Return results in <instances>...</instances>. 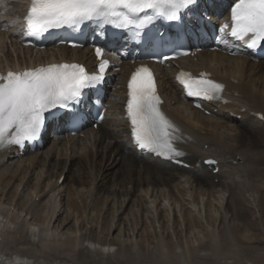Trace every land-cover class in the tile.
I'll list each match as a JSON object with an SVG mask.
<instances>
[{"label": "bare ground", "instance_id": "bare-ground-1", "mask_svg": "<svg viewBox=\"0 0 264 264\" xmlns=\"http://www.w3.org/2000/svg\"><path fill=\"white\" fill-rule=\"evenodd\" d=\"M196 60L184 61L194 70L211 71L225 84L227 100L206 106L217 108L218 115H201L181 100L173 78L175 70L158 67L159 79L169 86L163 90L164 107L179 129L178 159L189 167L140 155L132 146L126 124L117 115V104L112 107L115 114L98 130L87 131L85 139H60L52 147L28 153L22 159L11 160L8 151L0 149V260L4 256L9 262L21 259V264H264V119L258 116L264 115V64L219 51H204ZM185 110H189L188 115ZM7 157L10 163L5 162ZM208 161H214L218 170L211 169ZM96 166L97 175L91 174L84 186L85 171L89 175ZM67 170L73 171V176L59 185L58 179ZM108 175H112L108 179L111 185L105 180ZM24 181V193H18L17 198V189ZM15 182L19 184L11 190L9 185ZM184 183L189 185L194 202L201 196L222 195L221 212H212L210 201L203 208L206 222L215 232L201 234L196 230L201 227L199 219L181 206L182 219L174 214V226L185 227L187 238L174 243L165 232L166 211L157 201L155 210L164 230L160 241L141 239L133 245L102 237L94 229V216L90 228L81 225L83 209H90L92 213L97 211L98 224L109 234L130 233V226L134 232L141 225L138 233L144 236L152 218L143 205L145 195L154 197L166 190L179 202V195L187 192L179 189ZM61 189L66 206L75 213L73 235L58 240L49 226L59 204L48 201V215L39 229L34 218L44 210H39L42 202L34 199L49 192L56 195ZM83 191L87 197L81 207L76 197L85 195Z\"/></svg>", "mask_w": 264, "mask_h": 264}, {"label": "snow or ice", "instance_id": "snow-or-ice-1", "mask_svg": "<svg viewBox=\"0 0 264 264\" xmlns=\"http://www.w3.org/2000/svg\"><path fill=\"white\" fill-rule=\"evenodd\" d=\"M197 0H31L24 17V33L38 37L54 29L79 28L85 22L114 25L120 29H140L157 18L179 21ZM4 0H0V4ZM148 10H151L149 14ZM143 13V15H141ZM243 41L249 48L264 42V0H238L230 11V21L219 29ZM102 57L104 49H95ZM107 59H101L95 72L79 64H51L22 72L0 74V147L22 145L34 140L45 124V113L56 108L68 109L85 90L104 80ZM187 95L216 99L223 85L208 79L192 80L181 73ZM127 117L131 135L138 148L172 159L180 155L172 143L177 126L161 111L152 72L141 66L128 82ZM207 163L212 164L213 161Z\"/></svg>", "mask_w": 264, "mask_h": 264}, {"label": "rangeland", "instance_id": "rangeland-1", "mask_svg": "<svg viewBox=\"0 0 264 264\" xmlns=\"http://www.w3.org/2000/svg\"><path fill=\"white\" fill-rule=\"evenodd\" d=\"M2 26H3V23H2ZM2 33L5 34L6 37L3 36L2 42L0 44V66L7 65V64L8 65H14L13 63L17 64V62H19V61H25V60L29 59V57H27V56L23 57L22 54H20L19 45L13 39L8 38L9 36L7 35V32H4L2 30ZM0 41H1V37H0ZM43 56H44L43 54H35V55L31 56L32 57L31 59H40V58H43ZM48 148L49 147H47L46 149H48ZM213 149L214 148H212V150ZM42 163H45V161L42 162ZM47 164H48V161L46 162V168H47ZM68 170L66 171L67 172V175L65 176V180L66 179H69V178H71L73 176V174H72L73 171L68 172ZM98 170H99L98 166L93 167V171L92 172H89V175H88V170L85 171L84 176H83L84 177V182H85V185L84 186H86L88 184V182L90 181V178L91 177H89V176H92L91 174H93V176L97 175V174H94V173H98L97 172ZM102 172L103 171L100 172L101 175H102ZM22 176L23 175L20 176V179H22ZM44 176H45V174H43V178H44ZM111 177H112V175H108L107 178L105 179V180H107L106 181L107 182V185H111V181L108 182V179H110ZM65 180H64V182H65ZM25 181L17 189V190H19L17 192V198L19 197V195L22 196L23 195L22 193H24L23 192L24 191L23 190V188H24L23 184L25 183ZM215 181H216V183L218 182L217 179ZM16 183H17V185L19 184L18 182H15V183H11L9 185V187L11 188V190L13 188H16V186H17ZM179 189L180 190H183V191H187L183 196L179 195V198L181 197L180 198V201L182 203L180 201L179 202H176V201L172 200L168 196V193H166L167 192L166 190H163L162 191L163 193L162 192L159 193L160 195L159 194H154V197H150L149 195H145L144 194L145 197L143 198V201H145V202L143 203V205H144V207L146 209H148L149 216L152 217L151 220L148 221L149 222L148 223L149 227H148L147 231L145 232V235L144 236H142L141 233H138V231H140V232L142 231V228L140 227L141 225L139 226L138 229H135L134 228L135 229V231H134L135 233L133 232V227H131L129 225L130 226L129 229L131 230L130 233L127 231L126 233L122 232L120 234L118 232H115L114 233L112 231L109 234L108 231L102 230V227L100 226V224H98L99 219H98L97 211H94L92 213V211H90V209H87V210L83 209V211H84L83 212V218H82L83 222H82L81 225L82 226L83 225H85V226L87 225L86 227L87 228H90L91 227L90 226V222L92 221L91 218H92V216H94V219L96 220L95 221V224H93V226L95 227L94 229L102 237H107L108 239H115V240L121 241V242L131 243L133 245H135L136 242L138 240H141V239L142 240H146V241H151L152 239H157L158 241H160V239L162 240V238H163V235L162 234H163L164 230H163V228H161L162 226L160 225V222L158 220V216H157L156 210H155L156 201H157L158 202L157 204H160L162 206L163 210L166 211V213H165V224H164V226H165V232H166L167 236L169 235L171 241H173L174 243H177V241H180V240L183 241V242H185L186 241V238H187V236L185 235L186 234V230L184 229L185 227L178 226L176 228V226H174V214H175V216L179 220L182 219L181 218V206H183L182 207L183 210L189 211L190 212V215H192L193 217H197L199 219L200 224H201V227H198L196 230L200 231L201 234H205L206 232H215L216 230H214L212 227L208 226V224L206 222V219H205V213H204V209L203 208H204V205L208 201H210L212 203V206H213L212 209H211L212 212H215V211L218 212V210L221 212L222 211V206L221 205H222V202H223L222 195H219V194L215 193V196L214 197H210V198H208L207 196H201L200 199H198L197 202L196 201L194 202L193 199H192L193 194L191 193V190L189 189V185L188 184H185V183L184 184H181L179 186ZM18 193H19V195H18ZM83 193H85V195L83 194L84 197H82L83 196V195H81L82 193L80 194L81 197H79V198L76 197L77 203L81 207H84L83 206V203L85 202V200H86L85 198L87 197L86 196L87 195L86 194V191H83ZM45 194L48 195L49 193H45ZM45 194H43L41 196H44ZM191 200H192V202H191ZM48 201H52V202L55 201V202H57L59 204L58 210H57V215L55 216L53 222L49 226V229H50L51 234L54 235V238L56 237L58 240L59 239H65L66 236H72L73 235V230H72V227L71 226H72L73 221H74L73 219H74V213L75 212L72 209H70V208H68L66 206V203L64 201V192L57 193L56 195H51L47 199H44V200L41 201L42 202L41 203L42 208L39 207V210H44L45 212L44 211L39 212L38 213V216L34 218V223H36V227L39 226L40 228H42V221L46 218L45 217L46 216L45 214L48 215V211H47L48 210V204H49ZM89 202L90 203L93 202V197H91V199L88 200V204H90ZM154 202H155V204H154ZM5 207L8 208L9 206H5ZM254 208H255V213H256L255 216L257 217V216H259V213H258V210L255 207V205H254ZM183 210H182V212L184 213L185 211H183ZM96 216H97V218H96ZM22 219L23 218L21 217L20 218V221H22ZM176 232H177V234H175ZM255 233L258 236L260 235V233L258 231H256ZM140 236H142V237H140ZM154 236H156V238H154ZM192 236H193V234H192Z\"/></svg>", "mask_w": 264, "mask_h": 264}]
</instances>
